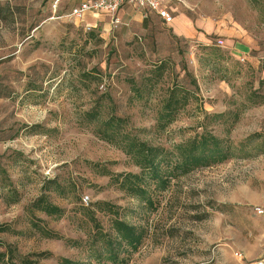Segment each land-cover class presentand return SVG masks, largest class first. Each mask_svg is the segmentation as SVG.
I'll return each mask as SVG.
<instances>
[{
	"label": "rangeland",
	"instance_id": "obj_1",
	"mask_svg": "<svg viewBox=\"0 0 264 264\" xmlns=\"http://www.w3.org/2000/svg\"><path fill=\"white\" fill-rule=\"evenodd\" d=\"M50 2L0 0V226L11 230L0 232V251L10 246L17 256L8 264H58L61 257L97 264L87 247L42 230L86 242L93 233L86 213L100 201L117 205L123 219L146 231L128 264L259 259L264 214L254 209L264 208V0H173L171 25L150 19L141 29V21L128 18L107 32L90 17L57 18L67 11L53 14ZM172 91L180 104L166 124L161 113ZM97 107L103 118L122 117L128 132L168 150L201 127L233 146L252 142L224 163L169 177L164 189L148 181L144 201L107 175L141 169L87 121L86 112ZM205 112L229 114L217 121ZM43 194L64 210L61 218L35 206ZM96 217L112 230L109 213Z\"/></svg>",
	"mask_w": 264,
	"mask_h": 264
},
{
	"label": "trees",
	"instance_id": "obj_2",
	"mask_svg": "<svg viewBox=\"0 0 264 264\" xmlns=\"http://www.w3.org/2000/svg\"><path fill=\"white\" fill-rule=\"evenodd\" d=\"M51 7V2H50ZM174 15V11H172ZM186 103L187 98L183 99ZM261 102H255L258 104ZM180 104L178 92L172 91L170 97L165 102L164 111L161 113V119L166 124L172 123L175 119L177 106ZM186 105V104H185ZM206 117L221 121L229 113H218ZM86 118L89 123L99 124L98 135L117 146H119L128 156L132 158L135 165L141 169L140 174H118L106 172L111 179L126 190L131 196L139 197L144 201H150L147 197L145 184L148 181H154L163 189L169 183V177H178L186 175L198 168L211 167L213 165L224 163L240 153L244 146L252 141L249 139L247 145L238 144L233 146L229 140L216 135L207 127H201L202 131L197 132L188 140L177 144L172 150L164 147L150 145L148 142L139 139L136 135L126 130V121L122 117L110 116L103 118L102 107H97L86 112ZM122 180H121V179ZM59 184L55 185V190L59 189ZM38 210L46 215L61 218L64 210L50 201L47 194L41 195L35 202ZM96 211L106 212L111 215L112 230L105 231L104 227L96 217V211L91 210L88 214L90 223L93 226L91 237L83 242L81 240L64 238L60 234L43 229L44 235L48 238L64 240L68 245L74 247H87L91 251V256L96 259L97 264H128L129 255L137 252L142 246L146 231L144 228L131 224L120 216L119 207L111 202L100 201L95 204ZM11 231L9 226L1 225L0 232ZM10 253V255H9ZM16 252L10 246L6 251H0V264H8L9 260L17 258ZM54 257L53 253L45 254ZM58 264H83L69 258H58ZM28 264L27 262H25Z\"/></svg>",
	"mask_w": 264,
	"mask_h": 264
},
{
	"label": "built area",
	"instance_id": "obj_3",
	"mask_svg": "<svg viewBox=\"0 0 264 264\" xmlns=\"http://www.w3.org/2000/svg\"><path fill=\"white\" fill-rule=\"evenodd\" d=\"M173 0H93L85 1L74 7L68 14H63L57 18H67L70 20L83 21L85 16L90 13H106L111 18V23L115 27L121 23L118 17L119 11L126 5H131L135 9L139 10L144 18H148L150 14H155L165 25H171L175 21V17L172 14ZM180 1V0H179ZM61 6V0L51 1V10L53 14L59 12ZM219 44L223 45L224 41L219 40ZM105 87L104 85L101 86ZM88 197L84 198V202L87 204ZM255 213L257 215L264 214V208L255 207ZM249 264H264V255Z\"/></svg>",
	"mask_w": 264,
	"mask_h": 264
},
{
	"label": "crops",
	"instance_id": "obj_4",
	"mask_svg": "<svg viewBox=\"0 0 264 264\" xmlns=\"http://www.w3.org/2000/svg\"><path fill=\"white\" fill-rule=\"evenodd\" d=\"M52 1V0H51ZM85 1H93V0H61V6H60V11L63 9V10H65L66 9V11L67 12H62V13H64V14H68L69 12H71V10L74 8V7H76V6H78L79 4H81L82 2H85ZM173 7V6H172ZM87 17H90V18H92L93 19V21H94V27L95 26H97V25H99L100 27H102L103 28V32H107L109 29H111L112 27H115L114 25H112V23H111V18H110V16L108 15V14H106V13H97V14H94V13H90V14H87L86 16H85V18H84V20L87 18ZM118 17L120 18V20H121V23L120 24H123V22L125 21V20H127L128 18H130V22L131 23H133V21L134 20H138V21H141V29H144V28H146V29H148L149 27H150V22H151V20L150 19H152V20H160L158 17H157V15H155V14H150V16L148 17V18H144L143 17V15H142V13L139 11V10H137V9H135L133 6H131V5H126V6H124L120 11H119V13H118ZM83 20V21H84ZM175 20H176V18H175ZM161 21V20H160ZM119 26V25H118ZM117 27V26H116ZM138 29H139V27H138ZM174 29H178L177 28V25L176 26H174ZM182 29V28H181ZM179 31V33H183L184 32V30L182 29V30H178ZM187 32H189V31H187ZM243 42V45H244V47H249L248 46V42H245V40H243L242 41ZM263 255H264V253H263ZM263 255H261L260 256V258L263 256Z\"/></svg>",
	"mask_w": 264,
	"mask_h": 264
}]
</instances>
